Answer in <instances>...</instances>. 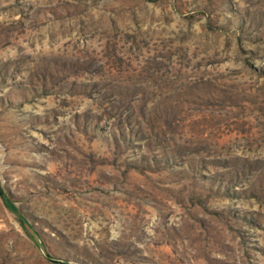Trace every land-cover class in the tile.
Here are the masks:
<instances>
[{
  "label": "rangeland",
  "instance_id": "1",
  "mask_svg": "<svg viewBox=\"0 0 264 264\" xmlns=\"http://www.w3.org/2000/svg\"><path fill=\"white\" fill-rule=\"evenodd\" d=\"M0 264H264V0H0Z\"/></svg>",
  "mask_w": 264,
  "mask_h": 264
}]
</instances>
